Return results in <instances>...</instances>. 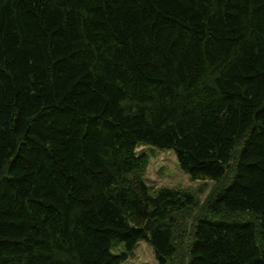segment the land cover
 I'll use <instances>...</instances> for the list:
<instances>
[{
  "label": "trees",
  "instance_id": "1",
  "mask_svg": "<svg viewBox=\"0 0 264 264\" xmlns=\"http://www.w3.org/2000/svg\"><path fill=\"white\" fill-rule=\"evenodd\" d=\"M141 146L212 186L151 187ZM141 242L264 264V0H0V264Z\"/></svg>",
  "mask_w": 264,
  "mask_h": 264
},
{
  "label": "rangeland",
  "instance_id": "2",
  "mask_svg": "<svg viewBox=\"0 0 264 264\" xmlns=\"http://www.w3.org/2000/svg\"><path fill=\"white\" fill-rule=\"evenodd\" d=\"M137 151L150 157L146 179L148 184L155 189L181 187L195 191L200 188L201 184L207 185L209 188L212 186L210 182L208 184L200 181L192 182L189 176L180 169L172 151H163L150 146H141ZM202 196L201 200L205 195ZM242 216H245V220H247V218H251V213L247 212ZM125 264H156L152 247L146 242L139 243L134 256Z\"/></svg>",
  "mask_w": 264,
  "mask_h": 264
}]
</instances>
